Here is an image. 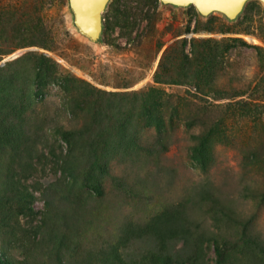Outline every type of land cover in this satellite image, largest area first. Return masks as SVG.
<instances>
[{
    "label": "rangeland",
    "instance_id": "1",
    "mask_svg": "<svg viewBox=\"0 0 264 264\" xmlns=\"http://www.w3.org/2000/svg\"><path fill=\"white\" fill-rule=\"evenodd\" d=\"M18 1L0 0V5ZM111 2L120 9L129 8V25L125 29L120 21V25L101 35L98 43H92L76 30L67 0H38L34 9L40 12V33H43L47 46L20 47L8 54H0V65L13 61L15 58L11 59V56L19 51L20 55L30 51L43 52L55 62L57 79L48 83L42 96L35 101L38 109L56 114L63 124H67L70 115L64 107L67 95L61 89L59 77L66 74L110 93H129L155 86L164 91L163 101L168 110L173 105L179 108L172 119H169V113L166 114L168 124L171 123L166 134L168 150L111 152L110 176L104 182L103 194L89 196L86 190H81V196L87 195L83 206L55 221V226L70 225L72 232L66 234L67 242L71 243L66 249L62 248L60 257L63 262L98 264L95 257L98 253L95 252H101L109 242H115L117 230L123 223L132 220L143 226L164 207L178 204H186L183 218H188L192 230L227 239L231 246L240 244L244 237L249 247L264 246V201L245 196L247 187L255 192L264 190V166L249 163L246 157L264 137V84L259 81L264 78V57L254 47L264 49L263 5L258 0H250L234 20H228L218 12L201 16L190 6L161 4L159 0H110L103 18L113 7ZM184 38L188 41L185 52L190 50L191 38H195L199 47L202 45L200 41H210L206 46L208 49L221 51L216 65L219 75L208 96L200 94L191 83L154 82V73L168 47L170 50L163 57L165 64L172 63L175 56L183 58L181 41ZM13 43L8 41L2 48L7 50ZM226 44L231 45L227 50L224 49ZM235 90H245V95L239 98H255L259 107L255 115L257 119L228 116L225 105L230 98H214L218 93L234 94ZM190 115L205 120L207 124L211 123L209 120L224 121L221 141L215 143L205 169L189 157L191 133L199 131L197 126L186 128L185 120ZM141 136L151 139L153 132L141 130ZM73 154V160L79 161L80 152ZM58 176L59 173H50L40 179L41 187L49 186ZM52 189L47 197L55 198L52 200L56 204L48 216L61 213L67 205L60 192ZM38 196L34 206L42 211L44 203ZM214 198L229 206L231 217L220 218L219 214L212 213L210 208ZM47 224L53 222L47 221ZM132 248L137 250L138 246L134 244ZM208 249L206 261L214 264L213 245ZM33 250V256L37 257L30 264H56V256H50L46 249L43 253L37 247ZM9 252L20 260L19 249L12 248Z\"/></svg>",
    "mask_w": 264,
    "mask_h": 264
},
{
    "label": "trees",
    "instance_id": "2",
    "mask_svg": "<svg viewBox=\"0 0 264 264\" xmlns=\"http://www.w3.org/2000/svg\"><path fill=\"white\" fill-rule=\"evenodd\" d=\"M37 1L19 0L0 5V54H8L20 47L47 46L43 33H40V12L34 9ZM110 5L113 7L107 16L104 15L102 35L120 25V21L125 29L129 25V8L120 9L114 2ZM190 8L196 12L192 5ZM194 39L189 41V52L184 51L187 39L181 41L182 59L175 56L172 63L165 64L163 57L170 47L164 51L154 73V82L191 83L200 94H210L219 75L216 65L221 51L208 49L206 46L210 41H200L202 45L199 47ZM8 41L14 43L4 50L2 47ZM230 47L226 44L224 49ZM254 47L264 57V49ZM56 71L55 62L43 52L30 51L0 65V264H30L37 257L33 256L34 247L39 248L40 253L46 249L50 256L55 255L56 264H65L60 256L62 248L70 246L66 234L72 232L70 225L56 227L55 221L79 210L87 195L103 194L104 182L110 176V153L168 150L166 134L171 123L168 124L166 114L169 113L168 117L172 119L179 108L173 105L168 110L163 101V90L149 86L141 91L110 93L69 74L62 75L60 85L67 95L64 107L70 115L67 124H63L56 114L38 109L35 101L42 96L46 85L57 79ZM259 81L264 84V78ZM226 95L218 93L214 96L215 100L230 98L225 105L226 115L257 119L255 115L259 107L253 96L239 98L245 95V90ZM208 122L211 123L191 115L185 120L186 128H199L198 132L191 133L189 157L204 169L214 152L215 143L221 141L224 121ZM141 130L152 131L153 137L142 138ZM262 151L264 137L246 155L249 163L264 166ZM73 152H80L79 161L73 160ZM50 173H59V176L43 189L40 179ZM51 187L54 192H60L67 204L55 216H48L56 204L52 200L55 198L47 197ZM83 189L86 196H81ZM247 190L246 197L264 201V190L255 192L249 187ZM38 195L44 203L42 211L34 206ZM212 202L213 214H219L220 218L231 217L229 206L217 198ZM183 206L185 209L186 204L166 206L143 226L132 220L123 223L117 230L115 242H109L107 248L95 252L98 253L95 255L97 263L208 264L206 256L212 244L214 264H264V246L249 247L245 244L246 237L240 244L231 246L227 239L192 230L188 218H183ZM75 213L79 215L77 211ZM47 221L53 224H47ZM134 244L138 246L137 250L132 248ZM12 248L19 249L20 260L10 254Z\"/></svg>",
    "mask_w": 264,
    "mask_h": 264
},
{
    "label": "water",
    "instance_id": "3",
    "mask_svg": "<svg viewBox=\"0 0 264 264\" xmlns=\"http://www.w3.org/2000/svg\"><path fill=\"white\" fill-rule=\"evenodd\" d=\"M110 0H67L72 14L73 24L78 33L92 43H98L103 30V12ZM161 4L186 7L192 5L201 16L213 12L222 14L228 20H234L250 0H159ZM264 8V0H258ZM21 51L11 56L16 58Z\"/></svg>",
    "mask_w": 264,
    "mask_h": 264
}]
</instances>
